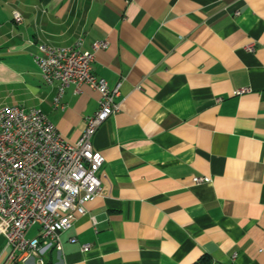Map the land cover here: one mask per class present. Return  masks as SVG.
I'll list each match as a JSON object with an SVG mask.
<instances>
[{"label":"crops","instance_id":"0c3cea01","mask_svg":"<svg viewBox=\"0 0 264 264\" xmlns=\"http://www.w3.org/2000/svg\"><path fill=\"white\" fill-rule=\"evenodd\" d=\"M79 36L108 41L92 72L120 105L91 139L105 193L45 264H264V0H0V106L40 108L71 143L99 93L70 84L54 107L34 55ZM8 254L0 235V264H35Z\"/></svg>","mask_w":264,"mask_h":264},{"label":"built area","instance_id":"2783aa9c","mask_svg":"<svg viewBox=\"0 0 264 264\" xmlns=\"http://www.w3.org/2000/svg\"><path fill=\"white\" fill-rule=\"evenodd\" d=\"M12 17L17 22L22 19L17 10ZM82 44L81 36L67 46L42 42L34 55L43 82H58L54 107L63 108L61 95L70 84L75 89L86 84L99 93L98 108L86 117L74 143L65 140L38 107L0 106V235L5 237L11 262L33 259L45 264L48 251L61 250V234L85 213V203L105 193L100 175L105 158L91 139L119 110L120 84L109 86L92 72L95 51L107 47L108 41L96 40L88 50ZM245 48L253 51L254 45ZM247 90L243 87L234 94ZM207 181L208 176L193 177L195 183ZM70 241L75 242V237ZM88 249L87 243L82 244L83 251Z\"/></svg>","mask_w":264,"mask_h":264},{"label":"trees","instance_id":"16d2710c","mask_svg":"<svg viewBox=\"0 0 264 264\" xmlns=\"http://www.w3.org/2000/svg\"><path fill=\"white\" fill-rule=\"evenodd\" d=\"M193 264H212V260L209 255H201Z\"/></svg>","mask_w":264,"mask_h":264},{"label":"rangeland","instance_id":"374dc122","mask_svg":"<svg viewBox=\"0 0 264 264\" xmlns=\"http://www.w3.org/2000/svg\"><path fill=\"white\" fill-rule=\"evenodd\" d=\"M34 231H35V227H33V228L29 231V234H28V235H32Z\"/></svg>","mask_w":264,"mask_h":264}]
</instances>
